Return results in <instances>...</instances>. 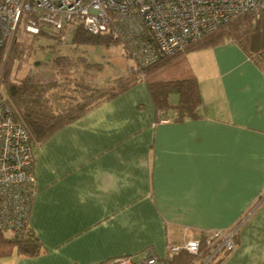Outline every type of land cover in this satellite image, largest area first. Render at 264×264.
<instances>
[{
    "label": "crops",
    "instance_id": "obj_1",
    "mask_svg": "<svg viewBox=\"0 0 264 264\" xmlns=\"http://www.w3.org/2000/svg\"><path fill=\"white\" fill-rule=\"evenodd\" d=\"M237 39L188 54L200 119L175 122L173 95L162 122L141 82L34 147L29 228L43 253L15 250L3 263L105 264L148 249L164 258L220 231L235 250L216 241L201 264H264V72L254 58L264 28Z\"/></svg>",
    "mask_w": 264,
    "mask_h": 264
},
{
    "label": "built area",
    "instance_id": "obj_2",
    "mask_svg": "<svg viewBox=\"0 0 264 264\" xmlns=\"http://www.w3.org/2000/svg\"><path fill=\"white\" fill-rule=\"evenodd\" d=\"M245 16L254 29L264 27V0H0V232L23 238L38 192L31 136L3 86V64L19 33L49 36L66 45L68 33L81 26L119 44L142 70ZM257 57L264 72V51ZM232 236L218 231L206 240L208 245L220 241L232 251ZM200 249L201 241L191 240L171 246L164 258L148 249L138 259L122 257L105 264H169L181 252L197 256Z\"/></svg>",
    "mask_w": 264,
    "mask_h": 264
},
{
    "label": "trees",
    "instance_id": "obj_3",
    "mask_svg": "<svg viewBox=\"0 0 264 264\" xmlns=\"http://www.w3.org/2000/svg\"><path fill=\"white\" fill-rule=\"evenodd\" d=\"M248 21L245 16L231 22L191 45L184 52L163 56L153 65L138 71L135 75L122 78L105 91H100L85 82L77 83L74 89H67V86L59 84L58 81L47 84L38 75L32 73L22 79H14L12 66L16 60L22 63L27 57L25 54L28 50L24 43L17 41L5 71L3 81L5 90L15 112L29 130L33 147L44 144L57 131L141 82L148 86L160 120H169L168 114L173 109L170 97L173 95L179 96V103L175 109L177 112L175 122L198 120L201 118L199 110L203 100L198 80L188 62V54L195 50L219 46L230 39L251 38L263 25L259 24L255 30H251ZM32 37L41 39L45 38V35ZM72 43L78 47L102 46L105 48H111L114 44L105 36L89 34L81 26L74 31ZM259 53L254 58L258 59ZM50 64L53 69L57 68L60 71L83 67L85 74L102 70V65L89 63L83 56L73 59L71 56L59 55ZM206 239L207 236L204 235L200 240L199 255L181 252L174 256L169 264H201L213 250V244L208 245ZM15 250L20 256L27 258H36L43 253L39 239L30 228L20 240L0 232V259L11 257Z\"/></svg>",
    "mask_w": 264,
    "mask_h": 264
},
{
    "label": "rangeland",
    "instance_id": "obj_4",
    "mask_svg": "<svg viewBox=\"0 0 264 264\" xmlns=\"http://www.w3.org/2000/svg\"><path fill=\"white\" fill-rule=\"evenodd\" d=\"M246 18L249 20V28L255 30L252 26L251 18L248 16ZM72 36V31H70L67 36L69 43L62 45L56 44L49 36L33 39L30 35L19 33L17 40L12 44L6 55L7 58H5L2 68L3 81L13 46L17 41L24 43L28 47V50L25 54L27 57L22 63L20 60H16L12 66V77L14 79H22L27 74L32 73L38 75L47 84L58 81L59 84L67 86V89H74L77 83L85 82L100 91H105L114 86L122 78L135 75L138 71H141L126 57L127 55L119 44L114 43L111 48L84 46L73 49L71 44ZM242 45L248 46L245 42H242ZM248 49L253 50L249 46ZM252 53L255 52L252 51ZM59 55L71 56L73 59L80 56L86 57L89 63L102 65V70L91 71L85 74L83 67H73L70 70L64 69V71H60L57 68L53 69L49 63H52V60ZM1 65L2 63L0 67ZM4 91L6 92L5 86ZM1 260L3 262V259Z\"/></svg>",
    "mask_w": 264,
    "mask_h": 264
}]
</instances>
